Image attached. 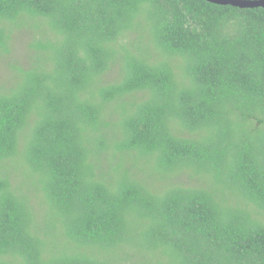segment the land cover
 <instances>
[{
	"label": "trees",
	"instance_id": "trees-1",
	"mask_svg": "<svg viewBox=\"0 0 264 264\" xmlns=\"http://www.w3.org/2000/svg\"><path fill=\"white\" fill-rule=\"evenodd\" d=\"M0 264H264V7L0 0Z\"/></svg>",
	"mask_w": 264,
	"mask_h": 264
},
{
	"label": "water",
	"instance_id": "water-1",
	"mask_svg": "<svg viewBox=\"0 0 264 264\" xmlns=\"http://www.w3.org/2000/svg\"><path fill=\"white\" fill-rule=\"evenodd\" d=\"M216 4L233 5L240 8L264 7V0H207Z\"/></svg>",
	"mask_w": 264,
	"mask_h": 264
}]
</instances>
